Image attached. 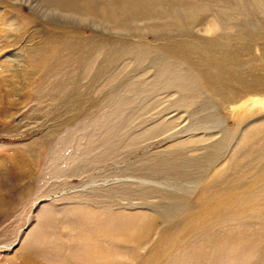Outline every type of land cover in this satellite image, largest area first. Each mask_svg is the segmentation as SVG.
<instances>
[{
    "label": "rangeland",
    "instance_id": "374dc122",
    "mask_svg": "<svg viewBox=\"0 0 264 264\" xmlns=\"http://www.w3.org/2000/svg\"><path fill=\"white\" fill-rule=\"evenodd\" d=\"M39 1L0 0V264H264V141L241 144L264 108L222 106L181 57L264 58V0H99L131 31Z\"/></svg>",
    "mask_w": 264,
    "mask_h": 264
},
{
    "label": "bare ground",
    "instance_id": "6f19581e",
    "mask_svg": "<svg viewBox=\"0 0 264 264\" xmlns=\"http://www.w3.org/2000/svg\"><path fill=\"white\" fill-rule=\"evenodd\" d=\"M77 1L78 0H40L39 2L43 3L44 6L46 5L45 8L47 9L51 8V10L49 9V11L53 10L54 13L55 11H60L65 13L69 12L72 14H78L80 12L78 11ZM91 1H92L91 18L93 24H98V25L101 24L102 26L117 24L118 30L120 31H131L133 29L138 28L139 25L137 24L134 25V23L136 22L135 20H137L138 18L136 17L137 16L136 13H135L136 16L134 13L122 14L117 11V8H114L113 10L114 12L112 13V15H114L115 19L111 20V18L109 17L110 13L107 9H105L104 12L100 11L99 0H91ZM40 6L43 5L41 4ZM258 6L262 7L263 5L259 3ZM57 16L63 22H68L70 21L69 19L72 18L70 16H65L62 14L55 15V17ZM157 27L155 26V28ZM244 45H241V48L246 49L247 51L235 50L227 46H222L219 48L216 43H214L212 46L210 44L207 45L206 49H208V52L200 51L192 46L189 47L187 46L186 49L183 50V52L181 53L182 54L181 57L185 60V62H187L189 65L197 69L198 74L201 77V80L203 81L206 89L212 90L213 95L216 97L215 99L218 100L219 102H222V106L227 108H234L237 107V105H239L240 103H241L240 107L249 103V105L252 107L260 106L264 108V100L262 99L258 100L257 98L261 95H264V74H261L259 70L260 67L264 66V58L263 56L261 58L255 57L254 53L252 52V47H250L249 43L245 44L244 42ZM262 55H264L263 51H262ZM243 57H247V58H243ZM208 69H210L211 71L208 72ZM257 141L258 143L264 141V125L262 126L261 129L254 130L252 133L245 136L241 144L245 145L247 143L250 144L252 142L251 147L254 148L253 152L255 153V143ZM262 167L263 169H261L258 172L259 174H256L255 181L252 185L260 184L258 189L257 188L256 189L257 190L262 189V191H264V166ZM254 171L255 169L253 168L251 172ZM227 198H228V203H230L229 207L234 206L238 202H240L243 205L251 204V206L249 207L252 208L254 205H256V199L258 197L255 194L248 193L245 196L243 195V197L238 199H236L232 195L231 198L230 197ZM233 198L235 202L231 201ZM0 205L2 206L0 208V210L2 211L6 206V202L1 201ZM223 208H224L223 204H221V202H218L215 206L207 209L206 213L207 215L209 214V216H211V214H217L218 212L222 211ZM152 220H153L152 216H146L143 219H140L132 223L129 222L128 220H124V223H129V224L124 226V228H120L116 230L117 233H121V235L118 237H122V240L127 243L129 241H133L137 237H143L144 231L145 232L148 231L147 229L150 227V222Z\"/></svg>",
    "mask_w": 264,
    "mask_h": 264
}]
</instances>
